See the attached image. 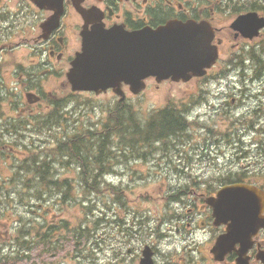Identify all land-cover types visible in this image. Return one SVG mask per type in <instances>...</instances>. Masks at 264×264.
Here are the masks:
<instances>
[{
	"label": "flooded vegetation",
	"instance_id": "flooded-vegetation-1",
	"mask_svg": "<svg viewBox=\"0 0 264 264\" xmlns=\"http://www.w3.org/2000/svg\"><path fill=\"white\" fill-rule=\"evenodd\" d=\"M24 9L31 14L27 23V41L34 47L36 53L42 54L44 46L57 37V41L49 50V55L54 57V65L49 60L45 63L43 55L39 65H36L35 61L23 64L21 60L13 65V50L1 37L5 35L4 30H1L0 89L8 90L12 75L23 78L30 74V71L35 72L45 65L53 69L56 67L62 74L68 75L76 54L82 50L84 31L92 29L98 22L96 15L100 18L98 24L104 29L121 27L129 32L145 28L157 30L170 22L195 21L209 24L213 29L212 44L219 52V60L212 72L219 76L225 75L228 70H236L238 63L250 62L246 65L248 70L240 73L242 76L240 81L248 78L246 86L238 91L246 98L237 102V106L242 109L240 113L233 112L234 107L230 102L234 103L236 99L231 96L234 93L232 89L229 87L218 89V101L212 108H215L216 118L220 123L214 133L226 143L242 142L246 138L255 144V150L251 152L258 154L259 164L257 169L250 168L256 158L252 154L243 181L264 191V66L261 72L255 71L251 56L254 53L262 55V64L264 63V27L253 37L233 29L235 21L243 15H250L249 19L252 22L264 24V0H65L64 8L56 15L55 25H52L54 28L50 30L46 40L42 39L43 29L51 28L45 25L52 18L54 10L49 7L46 11H40L30 3ZM156 88L159 89V86ZM254 88L258 91L255 96L252 92ZM125 90L128 92L129 88L126 87ZM224 149L223 153H226L231 146L226 145ZM212 163L198 159L195 162L190 160L187 169L205 171L207 168L201 165L210 166ZM203 177L204 175H201L203 182L201 187L188 184L190 192H183L186 200L178 207L175 215L162 216V224L167 225L165 231L159 234L157 223L159 220L157 221L156 217H153V225L148 230L136 231L137 237L148 239L144 247L149 245L152 249L155 264L167 261L172 256L173 249L179 248L186 250V257L179 256V262L171 259L166 264H234V261H230L233 254L223 263H217L211 254L215 237L222 234L225 228L213 226L212 209L207 205L206 198L214 196L226 185L238 183L239 176L220 169L210 181ZM262 215L264 216L263 211ZM2 216L6 220L1 227L7 238L10 227L7 220L9 221L10 216L7 213ZM135 222L136 220H133V223ZM125 227V215H121L105 222L100 233L96 234L91 228L92 237L86 242L85 254V249L84 252L74 253L62 245L69 228L67 225L61 223L50 226L45 221L40 232L44 237L50 234L52 241L46 245L39 243L40 264H74L76 257L84 258L85 264H125L111 255V251H115V242L119 249H123L127 244ZM209 227L215 231H210L206 241ZM2 242L4 244L0 246V250L7 254L8 243ZM190 252H197L199 257L194 256L195 254L190 255ZM249 256L250 264H264V229L254 237ZM78 264L83 262L80 260Z\"/></svg>",
	"mask_w": 264,
	"mask_h": 264
},
{
	"label": "trees",
	"instance_id": "trees-1",
	"mask_svg": "<svg viewBox=\"0 0 264 264\" xmlns=\"http://www.w3.org/2000/svg\"><path fill=\"white\" fill-rule=\"evenodd\" d=\"M62 102L58 101L55 103V110L60 109ZM123 112L117 117V119L123 121ZM135 118V117H134ZM161 118L160 129L153 132V116L147 121V126L142 128L138 126L134 132L133 136L139 137L138 148L133 147L129 154H137L143 159H148L146 156L151 153L152 149L148 151H141L140 146L147 144L152 145L155 140H162L164 142L168 141L179 131V128L184 125V121L181 119L179 113H169L165 112L158 116ZM61 119L57 115H51L48 117H42L36 119V129L47 135L50 139V143L46 144L44 150L43 160L40 163H36V170L31 173L30 178L20 180V191L18 194V199L20 201L32 202L31 199H37L38 202L42 200L50 201V203H55L53 200H64L63 205H69L71 203L70 199H76L82 197L83 199L89 198L92 193H101L102 188L100 186L105 185L103 181V174L107 173L109 168L106 159H99L100 154L95 156V158H90L86 145L92 148L97 146L100 151H103V146L110 144L108 141H101L100 139L94 140L90 132H85L84 137H88L87 142L84 140H78L81 143L77 146L70 138V136L65 132L67 129L61 126ZM158 126V124H157ZM162 126V130H161ZM54 129H58V133L55 134ZM62 129V130H60ZM108 138V137H107ZM102 143V144H101ZM101 144V146H100ZM153 146V145H152ZM89 147V148H91ZM106 156L112 154V150L109 147ZM99 160V162H98ZM98 162L93 168L91 167L93 163ZM34 165V166H35ZM30 166V165H29ZM31 169L28 171L30 172ZM113 189L112 187H110ZM31 193V194H30ZM116 195L122 197L114 198V209L113 211L117 216H121L120 208H126L128 206V201H124V190L119 191ZM91 198L88 199L85 204L90 203ZM47 206L52 207L53 204ZM40 214H43L39 211ZM44 218V217H42ZM49 229V228H48ZM24 234V231L21 234ZM92 235H88L85 231L80 232L79 227H76L73 231V238L75 239L74 249L77 251L82 246L84 240L89 239ZM36 245L39 243H44V245L51 243L52 237L47 234L45 237L41 232H37L33 237ZM24 247L27 244H22ZM31 249L24 248L22 251L17 253V258H21L23 254H29Z\"/></svg>",
	"mask_w": 264,
	"mask_h": 264
},
{
	"label": "water",
	"instance_id": "water-1",
	"mask_svg": "<svg viewBox=\"0 0 264 264\" xmlns=\"http://www.w3.org/2000/svg\"><path fill=\"white\" fill-rule=\"evenodd\" d=\"M194 31L199 30L191 25L187 27L188 33L194 34ZM192 36L182 43L183 41L179 39L170 41L164 36H155L152 41L148 34L129 38L121 34L118 38H114L111 34L110 38L91 43L89 46V54L85 60L86 62L91 61L88 69L90 73L82 79L83 83L80 86L106 90L108 87L118 86L122 81H128L143 89V79L153 74L159 78V81L168 79L170 76H173L176 81H188L194 75H200L209 65L204 53L208 54L211 60L213 59L210 55L211 49L207 44L187 41ZM202 49L204 53L201 52ZM96 55H99L101 59L95 61L93 58ZM124 59L140 65L142 73L138 76L134 72L128 73ZM252 191L254 190L250 187H231L220 194V200L211 201L217 223H228L234 219L233 216H236V213L238 216L248 217L253 204L247 201L243 208L242 201L237 202V194H250ZM245 197L246 195H243L242 199ZM253 223L256 225V222ZM235 235L234 231L229 228V233L217 241L214 252L224 256L231 251L234 243L232 238ZM238 241L235 240V243ZM240 264H247V261L244 260Z\"/></svg>",
	"mask_w": 264,
	"mask_h": 264
},
{
	"label": "rangeland",
	"instance_id": "rangeland-1",
	"mask_svg": "<svg viewBox=\"0 0 264 264\" xmlns=\"http://www.w3.org/2000/svg\"><path fill=\"white\" fill-rule=\"evenodd\" d=\"M200 86H205L204 83H199V82H195L193 81L192 83H180V84H176V83H164L163 85H161L160 90H153V83L150 84L149 89L146 90V92L141 96L142 98L139 99V103L142 104L143 108L147 109V110H151L153 109V106H160L162 103H167L168 99H173V100H179V98L182 97V95L184 94V92L186 91H194L197 87ZM175 96V97H173ZM179 97V98H178ZM79 101L81 103H86V102H93L95 106L98 105H103V106H107L112 104L114 102V99L111 96H101V97H89L88 95H82L79 98ZM134 102H137V99L133 100ZM95 113H97L100 117H106L107 113L103 112V109L98 108L96 112H93V110L91 111V113H84L83 115V119L87 120L88 118H90V116H93V114L95 115ZM199 114H205V111H201L198 112ZM195 116L200 118L201 120L205 119L206 116L204 115V117H200V116ZM78 120L80 121L79 117ZM211 122L213 123H220V120L216 118V116L211 120ZM202 130V129H200ZM205 138V133H200L196 135V140L198 139H204ZM199 157V156H198ZM200 159L202 162H205V158L202 157V155H200ZM222 163H226V160L223 159ZM239 163H237L236 165H238ZM201 166L203 167H207L206 165L202 164ZM239 166H237L238 168ZM149 176V175H148ZM153 175L149 176V180L147 181H140V183H153V185L158 184L159 179L158 177H155V180H152ZM127 182H133V184H136V186L138 188H132L131 192H130V196L131 198H135L132 201H134L135 203H138L139 205H142L144 207L148 206V208H153V205H149L150 202L147 204L145 202H141L136 198H139V196L141 195V193L143 192L142 190L145 189V184H139L137 183V181H139V178H135L133 179V171H132V167L130 166V169H128V171L126 172V179ZM133 180V181H132ZM157 182V183H154ZM150 186L148 187V190ZM152 189V188H151ZM160 190L156 191V195ZM160 203H157L158 207H159ZM76 211H69L67 214H71V215H76L75 214ZM115 248V246H114ZM140 255V249H137L136 251H133V253L129 254V256L124 255L123 258L126 260V264H135V260L138 259Z\"/></svg>",
	"mask_w": 264,
	"mask_h": 264
}]
</instances>
